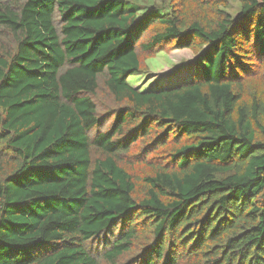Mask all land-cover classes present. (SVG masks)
Segmentation results:
<instances>
[{"label": "trees", "instance_id": "trees-1", "mask_svg": "<svg viewBox=\"0 0 264 264\" xmlns=\"http://www.w3.org/2000/svg\"><path fill=\"white\" fill-rule=\"evenodd\" d=\"M237 1L0 0V264H264V0ZM175 49L189 81L128 83Z\"/></svg>", "mask_w": 264, "mask_h": 264}, {"label": "rangeland", "instance_id": "rangeland-1", "mask_svg": "<svg viewBox=\"0 0 264 264\" xmlns=\"http://www.w3.org/2000/svg\"><path fill=\"white\" fill-rule=\"evenodd\" d=\"M172 0H127V9L144 12L150 8L163 9L169 5ZM227 6L224 10L232 16H236L240 4L237 0H227ZM191 57L186 51L175 49L173 52H160L156 57L147 60L148 71L140 75L129 76L128 83L142 90L172 87L181 82L191 79L190 66ZM250 88L255 90L257 83H251ZM100 249V246H99Z\"/></svg>", "mask_w": 264, "mask_h": 264}]
</instances>
